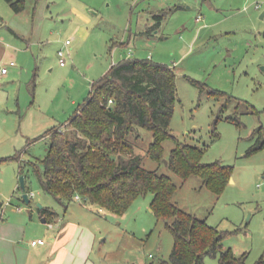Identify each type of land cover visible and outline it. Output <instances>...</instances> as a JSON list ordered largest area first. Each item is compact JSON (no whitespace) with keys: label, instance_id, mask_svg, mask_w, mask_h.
<instances>
[{"label":"rangeland","instance_id":"1","mask_svg":"<svg viewBox=\"0 0 264 264\" xmlns=\"http://www.w3.org/2000/svg\"><path fill=\"white\" fill-rule=\"evenodd\" d=\"M156 22L154 32L141 34ZM0 27L16 52L2 59L20 68L11 79L0 75V202L6 208L33 212L37 221L39 203L60 208L30 162L43 169L50 136L42 134L60 124L68 129L65 122L113 63L151 57L177 71L171 131L203 148L204 162L232 165V181L216 194L198 175L184 180L164 159L150 157L153 134L143 127L131 139L133 153L145 167L173 177L180 207L228 231L224 247L246 255L244 264L264 257V0H25L19 12L0 0ZM173 146L165 140L166 156ZM15 153L22 172L20 161L4 160ZM25 191L34 193L29 203ZM152 199L151 192L138 196L123 214L98 211L106 231L93 253L97 264H175L173 233L151 209ZM205 264H221L220 256L207 255Z\"/></svg>","mask_w":264,"mask_h":264},{"label":"trees","instance_id":"2","mask_svg":"<svg viewBox=\"0 0 264 264\" xmlns=\"http://www.w3.org/2000/svg\"><path fill=\"white\" fill-rule=\"evenodd\" d=\"M7 1L17 12L25 8V0ZM159 25L153 23L141 34H151ZM177 94L173 66L151 57H125L92 83L90 95L67 120L68 129L60 130V124L42 134L50 136L48 152L40 160L43 169L30 162L43 189L64 207L80 194L89 204L123 214L138 196L153 193L151 209L166 220L174 236L171 260L175 264H205L207 255H219L221 264H244L246 255L239 257L232 247H224L229 232L180 207L173 200L177 189L173 177L145 167L143 156L133 153L132 137H138L141 127L146 128L153 134L150 157L158 161L166 158L168 167L184 180L198 175L213 192L223 193L233 166L204 162L203 148L180 140L170 129ZM167 139L174 142L168 156L164 147ZM13 159L21 162L22 172L19 153L4 158ZM41 211L49 221L55 214L46 206ZM256 264H264V257Z\"/></svg>","mask_w":264,"mask_h":264},{"label":"crops","instance_id":"3","mask_svg":"<svg viewBox=\"0 0 264 264\" xmlns=\"http://www.w3.org/2000/svg\"><path fill=\"white\" fill-rule=\"evenodd\" d=\"M2 31L0 27V58L13 56L16 52L8 48L9 43L6 45ZM19 71L18 66L11 67L3 75L11 79ZM59 205V209H52L55 214L50 221L45 214L37 221L33 212L8 209L1 202L0 264H97L93 253L106 231L97 213L108 211L84 200H74L68 207ZM37 238H45L46 242L33 245L31 241Z\"/></svg>","mask_w":264,"mask_h":264},{"label":"built area","instance_id":"4","mask_svg":"<svg viewBox=\"0 0 264 264\" xmlns=\"http://www.w3.org/2000/svg\"><path fill=\"white\" fill-rule=\"evenodd\" d=\"M65 43H66V44H69V43H70V39H67ZM58 54H59V56H60V58H59L60 64H61V65H65V64H66V57H65V51H64V49H60V50L58 51ZM15 64H16V63H15V61H14L13 59H11L9 62H6V61H3L2 58H0V74H1V75H3V74H7V73H8V70H9V66H10V65H15ZM109 102H110V103L113 102V99L110 98ZM33 194H34L33 192L30 193L31 196H32ZM30 195H29V196H30ZM75 199H76V200H84V201H86V198L82 197L80 194H76V195H75ZM102 209H103V208H100L101 211H103ZM50 225L52 226L53 224L51 223ZM45 242H46V239H45V238H37V239H33V240L31 241V243H32L33 245L43 244V243H45Z\"/></svg>","mask_w":264,"mask_h":264},{"label":"water","instance_id":"5","mask_svg":"<svg viewBox=\"0 0 264 264\" xmlns=\"http://www.w3.org/2000/svg\"><path fill=\"white\" fill-rule=\"evenodd\" d=\"M164 161L167 163V159L166 158L164 159ZM230 180L232 181V177H231ZM21 187L23 188V190H26L25 178H24L23 175L21 176ZM23 197L28 203L30 202L31 199L29 197V194L26 191L24 192ZM39 206L43 207V204L39 203ZM42 220L45 221L46 218L44 217Z\"/></svg>","mask_w":264,"mask_h":264}]
</instances>
